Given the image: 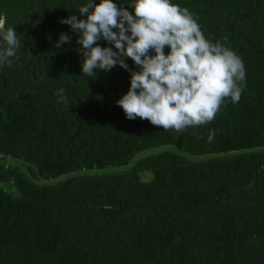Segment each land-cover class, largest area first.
I'll use <instances>...</instances> for the list:
<instances>
[{"label": "trees", "instance_id": "obj_1", "mask_svg": "<svg viewBox=\"0 0 264 264\" xmlns=\"http://www.w3.org/2000/svg\"><path fill=\"white\" fill-rule=\"evenodd\" d=\"M172 2L246 71L182 132L126 118L129 71L83 76L59 21L84 0H0L22 45L0 68V264H264V0Z\"/></svg>", "mask_w": 264, "mask_h": 264}, {"label": "clouds", "instance_id": "obj_2", "mask_svg": "<svg viewBox=\"0 0 264 264\" xmlns=\"http://www.w3.org/2000/svg\"><path fill=\"white\" fill-rule=\"evenodd\" d=\"M59 22L77 36L83 76L96 77V70L110 72L116 66L130 72V86L116 101L129 120L138 117L182 132L211 122L225 98L233 104L241 98L243 61L225 45L206 39L193 14L172 0H84L78 14ZM71 39L62 32L55 47ZM21 47L17 32L5 28L0 18V68ZM128 58L138 70L129 68ZM64 93L57 90L59 103L68 102ZM214 135L210 130L209 142Z\"/></svg>", "mask_w": 264, "mask_h": 264}]
</instances>
